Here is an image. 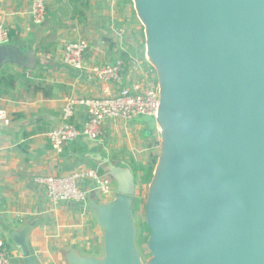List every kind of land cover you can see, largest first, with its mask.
I'll list each match as a JSON object with an SVG mask.
<instances>
[{
    "label": "water",
    "instance_id": "1",
    "mask_svg": "<svg viewBox=\"0 0 264 264\" xmlns=\"http://www.w3.org/2000/svg\"><path fill=\"white\" fill-rule=\"evenodd\" d=\"M132 3L160 99L147 123L149 137L161 136L145 203L150 256L138 242L136 173L102 158L115 194L87 206L103 252L71 249L67 263L264 264V0ZM38 63L34 49L0 46V72ZM32 228L10 233L23 264H39Z\"/></svg>",
    "mask_w": 264,
    "mask_h": 264
},
{
    "label": "crops",
    "instance_id": "2",
    "mask_svg": "<svg viewBox=\"0 0 264 264\" xmlns=\"http://www.w3.org/2000/svg\"><path fill=\"white\" fill-rule=\"evenodd\" d=\"M32 1L0 0V22L9 26L10 42L27 51L34 49L39 58L34 70L5 67L8 75L18 77L15 89L8 93L0 84V108L7 111L0 124V239L12 249L13 264H23L10 233L32 225L29 246L39 264H68L66 255L71 249L85 256L102 254L104 232L87 203L94 199L108 202L112 197L104 198L92 189L86 203L54 204L41 179L68 175L80 168L105 174L99 161L102 158L132 169L131 160L147 165L148 145L156 139L149 137L150 120L143 117L125 123L109 120L101 139L82 137L60 154L52 150L48 134L61 124L62 109L69 99L111 92L109 85L97 81L90 72L93 65L113 63L121 57L128 71L151 66L142 61L144 29L132 0H50L41 25H35L30 17ZM82 37L89 41L90 50L85 55L86 69L76 71L63 63V49L67 42ZM41 44L45 46L42 52L37 50ZM84 114L85 109L79 107L71 123L80 126ZM135 173L142 181L143 172ZM93 249L95 252H88Z\"/></svg>",
    "mask_w": 264,
    "mask_h": 264
},
{
    "label": "built area",
    "instance_id": "3",
    "mask_svg": "<svg viewBox=\"0 0 264 264\" xmlns=\"http://www.w3.org/2000/svg\"><path fill=\"white\" fill-rule=\"evenodd\" d=\"M50 0H33L30 17L35 25L45 22ZM10 28L0 22V46L10 42ZM90 50L87 39L69 42L63 49V63L83 71L85 55ZM128 71L124 60L118 57L113 63L93 65L90 72L97 81L111 87L107 96L71 98L63 106L61 124L48 134L52 150L60 154L68 144L86 137L96 141L104 136L107 121L131 122L141 116L154 118L160 107L159 86L155 70L138 66ZM79 107L85 109V120L80 126L71 123ZM7 111L0 108V124L6 119ZM47 186L49 200L59 202L76 201L86 203L89 192L98 190L104 198L115 194V183L105 174L93 168H80L75 172L41 179ZM85 182V186L81 184ZM89 184V185H88ZM92 185V187H91ZM14 253L4 240L0 239V264H13Z\"/></svg>",
    "mask_w": 264,
    "mask_h": 264
},
{
    "label": "rangeland",
    "instance_id": "4",
    "mask_svg": "<svg viewBox=\"0 0 264 264\" xmlns=\"http://www.w3.org/2000/svg\"><path fill=\"white\" fill-rule=\"evenodd\" d=\"M77 3H81V2H77ZM88 3H91V0L88 1ZM134 31H135V29H134ZM141 31H142V37L144 38L143 29H141ZM79 39H87V38L82 37ZM141 117L148 119V120L152 119V118L146 117V116H141ZM155 139L157 141H160V139H161V136L158 132L155 134ZM150 151L151 150H149V154H150ZM153 151H154V153H156V155H159L160 148L155 147L153 149ZM149 160H150V157H149ZM149 160L147 161V163L149 162ZM136 182H137V188H138L137 194L139 196V205H138L139 208L137 207V210H136V218H137V223H138V228H139L138 242H139L140 249L143 252L144 258L147 259L150 255L147 251L146 242H147V239L150 235V232L145 227V223H146L145 222L146 221V219H145V203H146L147 196H148V186L149 185L147 183H143V181L139 180L138 176L136 177ZM146 237H147V239H146ZM95 250L96 249H93L92 251H88V252L93 253V252H95Z\"/></svg>",
    "mask_w": 264,
    "mask_h": 264
},
{
    "label": "trees",
    "instance_id": "5",
    "mask_svg": "<svg viewBox=\"0 0 264 264\" xmlns=\"http://www.w3.org/2000/svg\"><path fill=\"white\" fill-rule=\"evenodd\" d=\"M73 2H81V3H88V1L90 0H72ZM12 38V34L10 32V40ZM45 49V46L43 44L39 45L37 50L38 51H44ZM6 69L5 68L4 70L1 71L2 73V76L0 78V84L4 85L5 86V89H6V92H10L12 89H15L16 88V82L18 81V77L17 76H10L6 73ZM155 147H159V141H154V144L153 143H150L148 145V148L151 150L150 151V160L149 162L147 163V165H143V164H139L137 162H135L134 160H131V165L133 167V170L135 172H143V176H142V181L143 183H147L149 184L151 179H152V175H153V171H154V168L156 166V162H157V159H158V155H156V153H154L153 149ZM139 208V207H138ZM145 227L146 229L149 231V229L147 228V225L145 223ZM150 232V231H149ZM147 239V237H146Z\"/></svg>",
    "mask_w": 264,
    "mask_h": 264
}]
</instances>
